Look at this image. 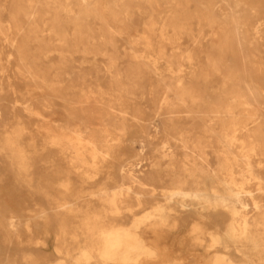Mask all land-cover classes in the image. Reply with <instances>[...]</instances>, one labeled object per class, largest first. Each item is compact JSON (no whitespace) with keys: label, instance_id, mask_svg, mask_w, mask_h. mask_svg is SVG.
I'll list each match as a JSON object with an SVG mask.
<instances>
[{"label":"bare ground","instance_id":"6f19581e","mask_svg":"<svg viewBox=\"0 0 264 264\" xmlns=\"http://www.w3.org/2000/svg\"><path fill=\"white\" fill-rule=\"evenodd\" d=\"M224 1L210 11H171L158 20L151 13L143 35L127 28L102 29L95 36L94 29L77 27L70 33L49 27V37L37 34L35 17L53 15L42 23L50 26L83 25L85 17L97 14L103 23H109L107 15L119 26L132 22L113 10L122 5L103 0L0 4V16L8 11L15 31L29 26L21 43L9 44L17 76L26 89L47 92L38 101L47 113H38L43 148H25L26 128L6 129L0 132V157L18 182L46 198L49 208L80 217L78 226L63 221L59 229L76 244L56 247L70 264H152L161 256L152 237L179 232L180 225L205 249V264H264V0ZM61 14L68 19L60 20ZM11 27L0 24V39L16 40L7 34ZM121 39L128 51L119 50ZM54 40L59 43H44ZM77 54L90 65H76ZM4 55L0 50V71L6 69ZM98 57L106 61L104 67L96 64ZM3 79L0 111L16 109L5 103L4 93L19 91L18 86H5ZM30 110L25 106L34 114ZM132 129L181 145L155 151L169 158L167 166L161 161L140 165L142 153L136 149L112 162L114 148ZM137 131L135 137H141ZM213 144L220 145L216 167L207 152ZM39 151L69 158L81 185L98 187L93 193L98 205L75 208L54 199L49 189L71 191L69 178L36 185L31 169ZM178 154L182 161L177 162ZM57 155L49 156L52 166ZM10 204L0 205V264H68L50 253L47 208L28 209L38 217L22 221L21 207ZM42 218L48 220L40 226Z\"/></svg>","mask_w":264,"mask_h":264},{"label":"rangeland","instance_id":"374dc122","mask_svg":"<svg viewBox=\"0 0 264 264\" xmlns=\"http://www.w3.org/2000/svg\"><path fill=\"white\" fill-rule=\"evenodd\" d=\"M104 2H111L112 4H120L122 7L120 8H112L118 12H128L130 15L120 14L121 16L119 19L127 20L132 22L127 26H119L113 23L114 18L110 15H107L104 19H107L109 23H103L101 20L103 16L100 14L92 15L89 17H85L87 23H83V25L75 26L73 24H60V25H44L42 24L43 21L45 23L50 22L54 16L53 15H46L44 17H35L36 23L39 28V32L37 33L39 36L49 37L51 36L50 33L47 31L49 27H53L56 29H67L72 33V29L74 28H86V29H94L93 35L98 36L100 33L99 31L102 29H120V28H127L131 30L132 34L134 35H143L145 30L149 27L148 25H144V22L148 21L150 18V14L153 13V19L158 20L161 16L169 13L171 11H186V12H206L210 11V7L212 5H225L224 0H174V1H163V0H156L153 2H148L147 0H103ZM11 0H0V4H8ZM81 4V2H78ZM210 6V7H209ZM75 11H79L78 7H74ZM213 11H217L216 8H212ZM60 20H66L68 17L64 14L59 16ZM0 24L3 27L12 26L11 29L7 32L10 38H16L15 41L12 40H5L0 39V50L5 52L4 58V66L6 69L4 71H0V76H3L2 83L7 86L9 83H14L18 86V90L14 93H8L5 91L4 95L7 96L5 103L9 104V106H14L16 109H6L1 110L0 113V132L4 130H13L16 127H23L26 128V131L23 135L22 143L25 148L29 152L34 151V147H37L39 150L43 148V139L40 137V126L42 118L39 117V114L47 115L45 110H43L38 101H40L43 97H47V92L43 89H39L36 87H31L26 89L25 81H22L16 74L15 66L17 65V60L14 57H9L10 61L7 62L6 59L8 58V53L11 50L9 44L11 43H21L19 38L23 36V34L27 33L28 24H23L24 28L21 31H15L12 25V16L9 14L8 11H5L0 16ZM196 27V26H193ZM3 35L0 33V38ZM43 41H36V44H41ZM44 43H51V44H58V41H46ZM70 43H80V42H70ZM119 46V50L121 52L128 51V45L125 41L119 40L117 42ZM77 61L75 62L76 65H90L87 62L83 63V60L80 59V55L77 54ZM96 64L104 67L106 61L102 57H98ZM27 83V82H26ZM7 88V87H6ZM58 100V99H56ZM59 101V100H58ZM25 106H29L31 109L30 111L34 114H30L28 111H25ZM14 117H19V120H16ZM138 129H132L131 132L127 133V135L123 138V141L120 145L116 146L113 150L114 152V159L112 162L119 163L122 159V155L127 154V150H135L137 152H141L142 156L140 157V165H150L157 161H161L162 164L166 165L170 162L169 158H160L158 154L155 153L156 150L161 149L162 147L168 148L169 150H173L174 146H180V142L173 141L171 139L166 140L161 137V134H155L153 132L150 137H147L145 131L142 130L137 131ZM153 131L156 128L152 129ZM140 132L138 136L135 133ZM143 136V137H142ZM145 136L147 138H145ZM134 141L135 139H137ZM115 143V142H113ZM220 148V145L213 144L207 148V152L209 153L208 157L210 163L216 167V157L214 152ZM155 149V150H154ZM39 151L34 156L33 160V167L31 169L32 177L34 178L35 184L38 185H45L47 181L57 182V181H64L69 178L72 182L73 187H71V191L66 192L63 189L53 187L49 189V193L52 194L54 199L61 200L62 203L69 202L71 206L75 208H81V206L86 207L88 202H92V205H98V199L93 193H97L98 187L97 186H89L85 185L82 186L80 182L79 174L74 171L69 162V158H63L58 153L47 152L41 153ZM57 155V159L55 160V166H52L49 161V156ZM182 154H178L177 162L182 161L184 158ZM5 159L0 157V175L2 174L1 181H0V205H3L4 202H8L11 206L22 209L21 220L25 221L26 219L33 220L34 218L37 219V215L30 213L28 209H32V211H39L40 206H45L46 215L50 218V225L48 226L49 230V249L50 253L54 255V259L56 261L64 260L70 264V259L58 255L56 252V247L59 245L65 246L69 244V248L72 249L76 244L71 239H65L63 236L59 234L60 228L63 224V221L69 224V227H76L79 225L80 217L70 216L62 209H54L49 208L48 204L46 203V198L43 197L42 194L38 193L37 191L30 189L23 185L22 183L16 180V177L10 173L5 167ZM179 164V163H178ZM139 165V166H140ZM263 165V163H262ZM138 166V167H139ZM103 178V177H101ZM255 188H253L254 190ZM70 193L78 196L74 200V198L70 197ZM55 201V200H54ZM57 202V201H55ZM60 202V201H59ZM60 202V203H61ZM54 205V202L51 203V206ZM248 210L250 211L253 207V202H249ZM1 208V207H0ZM37 214V213H36ZM35 216V217H34ZM37 216V217H36ZM44 216V217H45ZM46 219H39L40 226L44 225ZM70 221V222H69ZM71 230V229H70ZM178 231H165L160 233L157 237H152L151 241L158 247V252L161 254L160 259L155 261L152 264H205L207 260V253L202 246L195 244L192 240V236L188 234L186 226L180 225L178 227ZM166 232H170L166 233ZM41 237V236H40ZM207 238V237H205ZM205 243V242H204Z\"/></svg>","mask_w":264,"mask_h":264}]
</instances>
